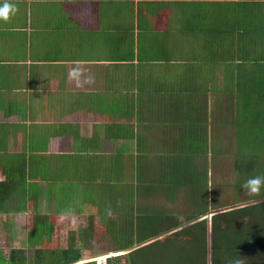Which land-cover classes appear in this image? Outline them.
<instances>
[{"label": "crops", "instance_id": "obj_1", "mask_svg": "<svg viewBox=\"0 0 264 264\" xmlns=\"http://www.w3.org/2000/svg\"><path fill=\"white\" fill-rule=\"evenodd\" d=\"M5 3L12 10L0 19V111L10 122L0 123V140L25 130L21 143L44 142L29 161L37 175L38 166L65 169L51 165L82 159L86 149L97 154L82 163V169L94 164L89 174H100L95 171L111 160L125 161L121 182L111 185L125 191L118 201L123 208L100 215L121 226L108 224L103 232L112 246H97L92 262L103 256L113 264H137L125 254L147 245L152 254L194 246L190 259H197L198 250L210 248L217 221L231 235L264 234L263 192L245 194L247 200L241 194L244 181L264 175H238L237 164H247L238 159L249 158L235 150V136L247 128L264 134V0H0V7ZM216 140L221 144L214 154L209 143ZM11 154L3 165L16 171L24 161H12ZM181 154L192 155L186 181L174 169ZM77 165L71 164L73 173ZM7 177L0 181L6 191L31 186L17 184L23 178L11 171ZM32 188L39 199L57 190ZM74 199L61 204L88 206ZM253 208L259 222L251 224ZM94 219L91 233L99 235L98 213ZM154 220L161 224L150 231ZM115 234L145 240L125 250L115 246ZM205 264H211L208 255Z\"/></svg>", "mask_w": 264, "mask_h": 264}, {"label": "rangeland", "instance_id": "obj_2", "mask_svg": "<svg viewBox=\"0 0 264 264\" xmlns=\"http://www.w3.org/2000/svg\"><path fill=\"white\" fill-rule=\"evenodd\" d=\"M5 120L0 111V123L10 122ZM256 133L257 129L247 128L245 131L238 133L235 136V150H237L239 154L240 151L246 152L249 158L248 161L243 158L238 159L246 161L245 163H247L242 165L237 164L240 169L238 175H241V171L243 170H253L254 172L261 171L262 175H264V134L260 133L256 136ZM5 136V141H3V139L0 140V151L4 155L0 156V181L7 182V175L11 171L13 178L24 179L17 181V184L26 182L28 185H31L30 190L32 189V185H40L41 188H47L52 185L55 186L57 190L54 192L52 191L46 196V198L41 199H39L37 195L31 194V191L28 194V191L23 190L22 188L18 189L15 185H12L14 187L7 191L5 200L0 201V264H15V261L17 260H19V264H65L66 257V264H69L68 257L72 256L73 261L76 259V262L73 264H85L92 262V258L99 254L101 250L97 248V246L102 249L112 246L111 237H107L103 231L109 223L111 224L110 228H112L113 224L121 226V223L120 221L113 223L110 220L107 222V220L100 215L103 213L104 209L118 213L117 211L122 210L123 208L119 205L120 202L118 201L121 200L120 195L123 197L125 191H118L117 189L112 188L111 185H116L118 184L117 182H121L119 175L120 172H123V169L120 168L119 165H123L125 161L120 160L119 164L117 159L115 162L114 160H111L110 163H106L105 167L99 168L95 171L100 174H89L94 168V164L88 163L91 165L82 169V163L86 162L87 158L90 156L86 155H97L92 154L96 153V151L89 148L90 150H85L86 155L83 156L84 158L82 159H66L68 162L67 164H64L65 159H61L59 164L52 163L51 165H64L65 169L46 166L45 169L42 170L38 166L41 171L39 175H37L35 172H30V160H28L26 156L27 154H24V152L28 153V151H22L21 148V144H23V149L26 150V143H21L22 139L27 137L25 130L23 135H15L14 133L9 132ZM16 138L18 139L16 140ZM213 141H210L209 148L210 151L215 154V151L216 153L219 151L218 147L220 146L221 141ZM43 145L44 142H30V147L34 153L42 149ZM27 146L29 145L27 144ZM104 147L105 153H107V147L109 146L104 144ZM193 149L194 148H192L191 151ZM7 152L16 153L17 158L21 155L24 161L22 164L23 166L21 168L15 167L16 171H13L14 168L11 169L7 164L3 165V163L8 161V156H5L7 155ZM191 157L192 155L181 154L175 160L177 164V167L174 168L176 170L175 174H179L177 178H180V181H186L187 176L190 174V169L187 167L186 163L192 160ZM156 160H158V157H156ZM159 160H161L160 157ZM72 163L78 164L76 167V173H73L74 171L71 169ZM177 170H180V173H178ZM53 176L59 177L60 180L55 181L50 179ZM163 176L167 179L173 177L170 172L164 173ZM67 177H69V180H63ZM73 177L78 179L74 181L75 183L71 184L69 181ZM174 177L176 178V176ZM97 178L99 180H97ZM194 178L197 182L203 183L202 175L195 174ZM261 191L264 193V187H262ZM241 192V194L244 195L242 199L247 200V196L245 195L247 193H244L243 191ZM115 195L118 198L117 200L114 199ZM68 197L84 200L88 205L86 207L88 213H84L86 208L82 210V208H80L81 206L78 205L73 207H66L65 204L62 205L61 201H65V198ZM237 197L238 195L235 191L233 200ZM250 197L251 196L248 195V199ZM257 197L258 196H253L252 198ZM107 200H112L115 204L103 206ZM234 204H238V202ZM259 209L260 212H262V208L260 207ZM96 213L99 214L100 219L98 229L100 236L91 233L92 227L95 223L94 218ZM119 216L121 217V215ZM110 217L111 219L114 218L112 215H110ZM70 218H72V221L69 220ZM230 218L235 219L236 216L231 215ZM115 220L120 219L116 217ZM249 220H251V224L255 221L259 222L257 218V208H254V210L251 211V215L248 217V221ZM157 223L161 224V221L154 220V222H149L150 227L148 229L154 231ZM39 225L46 229V233L41 238L38 236L34 237V240H32L30 236L35 233V230L38 229L37 226ZM251 235L254 236L255 233ZM96 237L100 238L97 239ZM143 240H145V237L140 236V238H128L125 241H122V243L128 245L129 243L135 244ZM120 242L121 239L115 241V246H118ZM194 242L198 243L196 240H194ZM142 249H147V252L146 250H143L141 255L137 253L133 255V260L137 264H162V261L166 262L165 264H173L175 262H177V264H199L198 260H200V258L190 259L195 248L194 246L189 247L186 244L167 246L157 252L154 251L153 254L151 253L150 245L142 247L141 250ZM103 252H106V250H103ZM72 253L73 255H70ZM203 254H205V256H210V248L205 247L203 249ZM214 254L216 259L221 257L219 253L214 252ZM107 256L112 257L113 254H107ZM12 260H14V262H11ZM105 262V257L102 256L101 258L98 257L94 263L106 264ZM120 264H123V261H121Z\"/></svg>", "mask_w": 264, "mask_h": 264}, {"label": "trees", "instance_id": "obj_3", "mask_svg": "<svg viewBox=\"0 0 264 264\" xmlns=\"http://www.w3.org/2000/svg\"><path fill=\"white\" fill-rule=\"evenodd\" d=\"M31 139L26 140L24 143H26V145L28 143H30ZM25 145V147H26ZM28 148V153L27 154V158L28 160H32L34 155V152L32 151V148L30 146H27ZM18 158H22L21 155L18 156ZM17 160L16 157V153H12L11 154V160ZM30 187L28 188V194L31 191V194H34L35 191L32 188L30 190ZM7 191L6 189H4V186H2V184H0V201H4L5 200V195H6ZM264 194V193H263ZM264 196V195H263ZM264 206V204H262ZM259 208V207H258ZM254 209V208H253ZM246 208H241L239 209V213L241 212H245ZM219 221H217L218 223ZM234 222H236L235 219L231 220V223L234 224ZM217 223H215L214 225V233L212 235V240H211V245H210V251H211V255H210V259H211V264H234V261L236 259H243L244 263L246 262V264H264V234L263 235H254L253 239L244 237V236H240V234L236 235V232H232L228 233V232H223L224 230L221 229V225H218ZM223 224V223H222ZM38 229L35 230L34 234H31V239L34 240V237H42L45 235L46 233V229L44 227H42L41 225L37 226ZM202 227H200L201 229ZM40 230V231H39ZM199 233L201 230H198ZM202 232V231H201ZM180 233H177V235ZM115 241H119L121 239L120 244L118 245V248L121 249H129L132 248L134 246V244L129 243L128 245H125L124 243H122V241H125L127 238L121 237L119 238V234H115ZM231 236V237H230ZM202 241H204L203 239H201ZM139 243V242H138ZM144 249H139L137 251H134L133 253H128L125 254V257L130 258L131 260H133V255L135 253L141 255ZM60 252V251H58ZM219 253L221 255V257L217 258L215 257V254ZM66 254V253H65ZM70 255H73L70 254ZM203 250L199 251L198 250V258H200V260H198L199 264H205V257L203 256ZM124 256V255H123ZM70 258V259H69ZM67 261V257L65 258V264ZM112 259H106V264H113L111 263ZM134 261V260H133ZM11 262H14V260H12ZM76 262V259L73 261V256L72 257H68V263L69 264H73ZM132 263V261H131ZM15 264H19V260L15 261ZM86 264H95L94 262H89ZM129 264V261L128 263Z\"/></svg>", "mask_w": 264, "mask_h": 264}, {"label": "clouds", "instance_id": "obj_4", "mask_svg": "<svg viewBox=\"0 0 264 264\" xmlns=\"http://www.w3.org/2000/svg\"><path fill=\"white\" fill-rule=\"evenodd\" d=\"M11 10L12 6L7 3L0 7V19L7 20ZM262 187H264V176L260 175L253 176L242 184V188L249 196H260ZM234 264H244V261L238 258L234 261Z\"/></svg>", "mask_w": 264, "mask_h": 264}]
</instances>
